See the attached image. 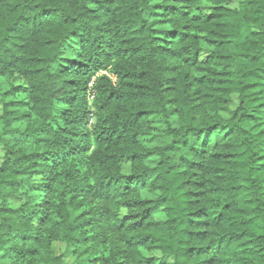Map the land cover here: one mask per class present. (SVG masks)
Returning a JSON list of instances; mask_svg holds the SVG:
<instances>
[{
    "label": "trees",
    "instance_id": "16d2710c",
    "mask_svg": "<svg viewBox=\"0 0 264 264\" xmlns=\"http://www.w3.org/2000/svg\"><path fill=\"white\" fill-rule=\"evenodd\" d=\"M230 2L0 0V264H264V0Z\"/></svg>",
    "mask_w": 264,
    "mask_h": 264
},
{
    "label": "rangeland",
    "instance_id": "374dc122",
    "mask_svg": "<svg viewBox=\"0 0 264 264\" xmlns=\"http://www.w3.org/2000/svg\"><path fill=\"white\" fill-rule=\"evenodd\" d=\"M230 1H231L230 4L232 7H238L239 0H230ZM1 158H2V151L0 150V162H1ZM131 169H132V166H131V164L128 163L124 166L123 172L126 174L130 173ZM60 247H62L61 244H58L59 251H61Z\"/></svg>",
    "mask_w": 264,
    "mask_h": 264
}]
</instances>
